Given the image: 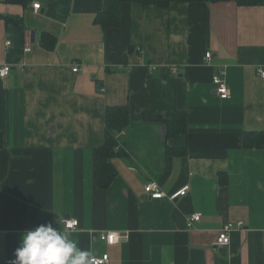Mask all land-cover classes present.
<instances>
[{
    "label": "crops",
    "instance_id": "1",
    "mask_svg": "<svg viewBox=\"0 0 264 264\" xmlns=\"http://www.w3.org/2000/svg\"><path fill=\"white\" fill-rule=\"evenodd\" d=\"M103 6L0 0V67H13L0 79V264L15 259L27 230L59 227L60 217L64 228L77 220L69 238L109 254L108 264H264V147L243 143L246 133H264V4H124L110 29L95 23ZM27 32L35 33L30 53ZM218 71L228 100L216 93ZM114 106L129 107L130 124L119 136L125 154L113 160L117 178L101 190L96 152ZM178 111L187 131L168 139L164 120ZM150 182L168 195L190 191L176 202L151 200ZM194 214L202 219L189 230ZM229 222L246 229L219 248ZM109 231L129 239L108 246L100 236Z\"/></svg>",
    "mask_w": 264,
    "mask_h": 264
},
{
    "label": "trees",
    "instance_id": "2",
    "mask_svg": "<svg viewBox=\"0 0 264 264\" xmlns=\"http://www.w3.org/2000/svg\"><path fill=\"white\" fill-rule=\"evenodd\" d=\"M13 3L25 0H7ZM31 2L33 0H30ZM234 1L240 6H255L264 4V0H104L103 10L97 14L95 23L103 29L118 28L121 24V8L124 4H139L142 6H155L169 8L174 3H203L206 5L220 2ZM43 45L53 48L56 40L49 34H43ZM166 137L168 139L184 134L187 131V114L185 111L176 112L172 118L165 119ZM130 124V110L128 106L108 107L105 111V139L102 146L97 149L95 159V178L101 190H108L117 178V170L113 160L125 154L121 150L119 136L126 131ZM246 148H263L264 133H246L243 138ZM4 148V134L0 132V162ZM169 152H172L169 149Z\"/></svg>",
    "mask_w": 264,
    "mask_h": 264
},
{
    "label": "built area",
    "instance_id": "3",
    "mask_svg": "<svg viewBox=\"0 0 264 264\" xmlns=\"http://www.w3.org/2000/svg\"><path fill=\"white\" fill-rule=\"evenodd\" d=\"M33 8L35 11H39L41 8V5L37 2L33 4ZM25 53L31 52V42H32V36L29 32L25 34ZM11 43L8 42V46H10ZM212 53L207 52L205 55V62L209 63L212 61ZM24 65H21L20 68L22 69ZM81 68L78 64H76L73 68L74 73L80 72ZM13 71V67L9 65H4L0 67V79L4 80L6 79L11 72ZM258 74L261 76L262 79H264V70L258 69ZM213 84L216 88V93L222 100H228L231 97V90L228 84V81L226 79V72L224 71H218L217 74L213 76ZM190 191V186H184L177 190L175 193L168 195L161 189L160 185L157 182H150L145 187V193L151 200H162V199H168L171 202H176L179 198L187 196V194ZM202 219L200 214H194L190 216L187 220V227L189 230L195 229L196 223L200 222ZM71 225L70 228L68 226ZM79 227V222L77 220H67L65 222V228L67 230L75 231ZM245 224L244 222H237L232 223L229 222L225 224L222 229L219 232V236L217 239V247L219 248H226L231 245V234L235 230H245ZM100 239L104 241L108 246H114L118 244L121 241H126L129 239L128 234H120L118 232H105L100 236ZM97 264H108L110 262V255L105 254L103 256L97 257Z\"/></svg>",
    "mask_w": 264,
    "mask_h": 264
},
{
    "label": "clouds",
    "instance_id": "4",
    "mask_svg": "<svg viewBox=\"0 0 264 264\" xmlns=\"http://www.w3.org/2000/svg\"><path fill=\"white\" fill-rule=\"evenodd\" d=\"M61 220L60 217L59 227H54L57 221L53 220L27 230L11 264H97L91 251L82 250L69 238Z\"/></svg>",
    "mask_w": 264,
    "mask_h": 264
},
{
    "label": "water",
    "instance_id": "5",
    "mask_svg": "<svg viewBox=\"0 0 264 264\" xmlns=\"http://www.w3.org/2000/svg\"><path fill=\"white\" fill-rule=\"evenodd\" d=\"M32 38L35 39V33L32 34ZM159 119H162L161 116Z\"/></svg>",
    "mask_w": 264,
    "mask_h": 264
}]
</instances>
